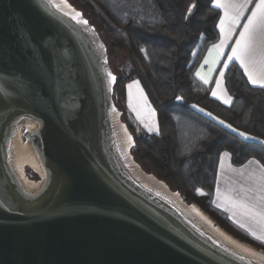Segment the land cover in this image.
Returning <instances> with one entry per match:
<instances>
[{
  "label": "water",
  "instance_id": "water-1",
  "mask_svg": "<svg viewBox=\"0 0 264 264\" xmlns=\"http://www.w3.org/2000/svg\"><path fill=\"white\" fill-rule=\"evenodd\" d=\"M115 85L68 0H0V264H264L135 161Z\"/></svg>",
  "mask_w": 264,
  "mask_h": 264
},
{
  "label": "trees",
  "instance_id": "trees-1",
  "mask_svg": "<svg viewBox=\"0 0 264 264\" xmlns=\"http://www.w3.org/2000/svg\"><path fill=\"white\" fill-rule=\"evenodd\" d=\"M68 1L95 27L106 46L116 76L115 104L134 137L135 161L195 203L227 233L264 249L212 203L222 152L230 154L235 167L249 159L264 167V88L250 86L232 62L224 74L232 103L225 107L195 77L207 49L219 39L220 12L212 0ZM121 54L129 66L126 70L113 65V58ZM132 80L140 83L155 111L157 134L143 133L130 122L125 86ZM220 121L255 141H243ZM196 189L205 195H198Z\"/></svg>",
  "mask_w": 264,
  "mask_h": 264
},
{
  "label": "snow or ice",
  "instance_id": "snow-or-ice-1",
  "mask_svg": "<svg viewBox=\"0 0 264 264\" xmlns=\"http://www.w3.org/2000/svg\"><path fill=\"white\" fill-rule=\"evenodd\" d=\"M62 2L66 3V0H62ZM212 5L215 9L222 10L223 15L220 16L218 24L222 38L219 44L213 45L217 56L211 63H219V57L224 55L222 50L229 46L227 41L239 29L235 42L230 45V52L227 54V61L224 66L227 67V62L231 61L239 63L249 82L264 88V0H212ZM250 5L251 7H249ZM53 6L59 8V5ZM245 12L249 14L245 16ZM189 13H191V9H189ZM80 15L77 12L73 19H77ZM242 19L244 22L241 25ZM77 22L87 24V21L77 20ZM211 54L212 50L210 49L209 55L211 56ZM208 63L209 59L206 58L204 64ZM212 71L214 69L209 68V72ZM196 75L204 83L209 82L207 76L202 75L201 72H197ZM109 76H111V73H109ZM220 76H223L222 71ZM112 80L114 81L115 77H112ZM216 84L217 87H220V80H217ZM212 94L213 96L217 95L215 91ZM228 102L225 101V103ZM200 110L204 111L203 109ZM208 114L211 115V113ZM137 117L140 118L139 112ZM220 122L224 123L223 121ZM145 126L148 127L147 124ZM228 127H231V125H228ZM149 131H152L151 127H149ZM240 135L245 136L244 133H240ZM245 138L248 139L249 137L245 136ZM130 139L131 137H129ZM224 155L227 156L228 153H224ZM196 192L198 195H205L201 189H196ZM216 196L218 200L223 201L225 210L231 212L228 219L239 229L244 230L252 240L264 244V176L259 178L255 187L241 186L239 190L232 189L221 192L218 186ZM224 250L228 251L227 249ZM232 255L236 254L232 253ZM238 258L245 261L243 255ZM245 264H252V261H245Z\"/></svg>",
  "mask_w": 264,
  "mask_h": 264
},
{
  "label": "crops",
  "instance_id": "crops-1",
  "mask_svg": "<svg viewBox=\"0 0 264 264\" xmlns=\"http://www.w3.org/2000/svg\"><path fill=\"white\" fill-rule=\"evenodd\" d=\"M249 7H251V5ZM217 10H219V9H217ZM219 12H220V16H222L223 11L219 10ZM248 14L249 13L245 12V16H247ZM243 22L244 21L242 19L241 25L243 24ZM218 24H219V20L217 23V31L219 34V39L213 45L219 44L221 41V38H222ZM238 32H239V29H237L236 33L232 35L231 39H229L227 41V44L229 46H226L222 50L224 55L219 57V63H216V64L211 63V61L214 58H216V56H217L216 50L213 49V45H211L207 49V51H206V53H205V55L201 61V64L199 65V67L195 71L196 79L199 82H201L204 86L209 88L211 98L218 101L220 104H222L225 107H229L232 103V98L227 93L225 86H224V74H225L227 67L232 62L236 63L239 66V68L241 69L244 77L246 78V80L250 86L256 87V88H261L259 85H253L252 83L249 82L248 77L244 74V70L240 67L239 63H237L235 61H231V62H227V67L224 66L225 62L227 61V54L230 52V45L235 42V38L238 35ZM210 49L212 50L211 56L209 55ZM206 58L209 59L208 64H204V60ZM209 68H213L214 71L209 72ZM221 71L223 72L222 77L220 76ZM197 72H201L202 75H206L209 82L204 83V81L202 79H200L199 76L196 75ZM217 80H220V87H217V84H216ZM130 85H131V87H129ZM213 91H215L217 93L216 96H213V94H212ZM130 93H134V96H136L137 99L139 98L141 105L145 108V111H146L147 115L149 116V119H151V121L149 122V125H148V129H149V127L152 128V133H150V134H157L158 133V124H157V118H156L155 111H154L152 105L150 104L146 94L143 91V88L141 87V85L138 81H136V80L131 81V82L127 83L125 86L126 106H128L127 105V99H128V96ZM226 100L229 102L225 103ZM220 125H222L224 128H226L230 131H233L230 127H228L224 123H220ZM233 132L236 133L243 141H255V139L249 135L245 134L246 137H249L248 139H246L245 136L240 135V132H236V131H233ZM262 144L264 145L263 142H262ZM224 153H228V152H222L219 155V159H218V163H217L215 187H214V192H213L212 203H213V206L217 210L224 213L228 218L231 215V212L226 211L225 206L223 204V201L217 199V196H216L217 187L219 186L221 192H226V191L232 190V189L239 190V188L241 186H243V187H255L259 178L261 176H264V167L255 159H249L244 165H242L240 167H235L231 163L230 154L228 153V155L225 156ZM217 205H220V206L218 207ZM229 221L231 223H233L231 220H229ZM255 243L264 246V244H261L258 242H255Z\"/></svg>",
  "mask_w": 264,
  "mask_h": 264
},
{
  "label": "rangeland",
  "instance_id": "rangeland-1",
  "mask_svg": "<svg viewBox=\"0 0 264 264\" xmlns=\"http://www.w3.org/2000/svg\"><path fill=\"white\" fill-rule=\"evenodd\" d=\"M125 59H126L125 56L122 55V54L120 56H118V57H114L113 58L114 67L117 70H120V69L126 70V69H128L129 66H128L127 62L125 61ZM132 81H134V80H132ZM127 105L128 106H126V97H125V106H126L128 114H129L131 124L135 125L139 130L143 131V133H146V134L152 133V131H149L148 127L145 126L146 124L149 125V122L151 121V119H149V116L147 115V113L145 111V108L141 105V103L139 101V98L137 99V97L134 96V93H130L129 94L128 99H127ZM198 111H200V110H198ZM138 112L140 114V118L137 117V113ZM28 173H30V172L28 171ZM31 176H34V175L31 174ZM246 244H248V243H246ZM250 246H252V245H250ZM252 247H254L257 250H261L262 252H264V249L257 248L255 246H252Z\"/></svg>",
  "mask_w": 264,
  "mask_h": 264
},
{
  "label": "flooded vegetation",
  "instance_id": "flooded-vegetation-1",
  "mask_svg": "<svg viewBox=\"0 0 264 264\" xmlns=\"http://www.w3.org/2000/svg\"><path fill=\"white\" fill-rule=\"evenodd\" d=\"M33 177V176H32ZM34 178H36L35 176H34Z\"/></svg>",
  "mask_w": 264,
  "mask_h": 264
},
{
  "label": "built area",
  "instance_id": "built-area-1",
  "mask_svg": "<svg viewBox=\"0 0 264 264\" xmlns=\"http://www.w3.org/2000/svg\"><path fill=\"white\" fill-rule=\"evenodd\" d=\"M29 177H31V176L29 175Z\"/></svg>",
  "mask_w": 264,
  "mask_h": 264
},
{
  "label": "bare ground",
  "instance_id": "bare-ground-1",
  "mask_svg": "<svg viewBox=\"0 0 264 264\" xmlns=\"http://www.w3.org/2000/svg\"><path fill=\"white\" fill-rule=\"evenodd\" d=\"M33 178V177H32Z\"/></svg>",
  "mask_w": 264,
  "mask_h": 264
}]
</instances>
